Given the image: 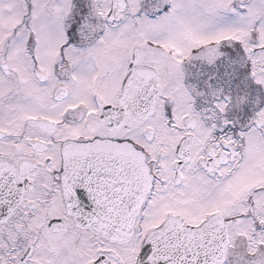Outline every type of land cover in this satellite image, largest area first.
<instances>
[{
  "label": "snow or ice",
  "instance_id": "obj_1",
  "mask_svg": "<svg viewBox=\"0 0 264 264\" xmlns=\"http://www.w3.org/2000/svg\"><path fill=\"white\" fill-rule=\"evenodd\" d=\"M0 264H264V0H0Z\"/></svg>",
  "mask_w": 264,
  "mask_h": 264
}]
</instances>
